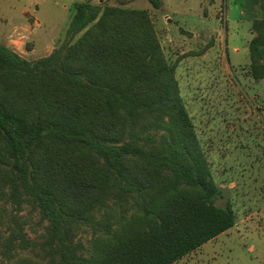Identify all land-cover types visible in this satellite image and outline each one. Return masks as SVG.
<instances>
[{"label": "trees", "instance_id": "trees-1", "mask_svg": "<svg viewBox=\"0 0 264 264\" xmlns=\"http://www.w3.org/2000/svg\"><path fill=\"white\" fill-rule=\"evenodd\" d=\"M251 29L261 80L264 15ZM66 34L36 60L0 42V197L44 223L40 240L0 230V264H172L233 227L149 11L76 2Z\"/></svg>", "mask_w": 264, "mask_h": 264}, {"label": "rangeland", "instance_id": "rangeland-1", "mask_svg": "<svg viewBox=\"0 0 264 264\" xmlns=\"http://www.w3.org/2000/svg\"><path fill=\"white\" fill-rule=\"evenodd\" d=\"M81 1L149 11L166 57L177 62L180 94L208 138L224 193L216 203L233 199V227L172 264H264V79L247 71L252 20L264 15L260 1L249 8L246 0H161L156 9L148 0H0V42L28 60L47 56L68 41L74 4ZM15 220L27 237L41 239L38 211L0 197L5 236Z\"/></svg>", "mask_w": 264, "mask_h": 264}, {"label": "crops", "instance_id": "crops-1", "mask_svg": "<svg viewBox=\"0 0 264 264\" xmlns=\"http://www.w3.org/2000/svg\"><path fill=\"white\" fill-rule=\"evenodd\" d=\"M230 229V228H229ZM229 229H227L226 231H224V232H222V233H220L219 235H217L216 237H214V238H212L211 240H209V241H207V242H210V241H212L213 239H215V238H217V237H219V236H221L222 234H225V233H227L228 231H229ZM206 242V243H207ZM205 244V243H204ZM203 246V244L201 245V246H199L198 248H200V247H202Z\"/></svg>", "mask_w": 264, "mask_h": 264}, {"label": "built area", "instance_id": "built-area-1", "mask_svg": "<svg viewBox=\"0 0 264 264\" xmlns=\"http://www.w3.org/2000/svg\"><path fill=\"white\" fill-rule=\"evenodd\" d=\"M264 115V114H263Z\"/></svg>", "mask_w": 264, "mask_h": 264}]
</instances>
